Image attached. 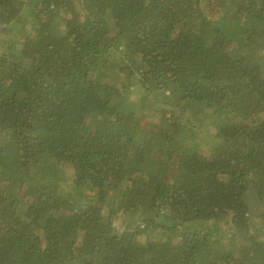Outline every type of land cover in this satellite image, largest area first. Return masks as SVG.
Here are the masks:
<instances>
[{
    "label": "trees",
    "instance_id": "trees-1",
    "mask_svg": "<svg viewBox=\"0 0 264 264\" xmlns=\"http://www.w3.org/2000/svg\"><path fill=\"white\" fill-rule=\"evenodd\" d=\"M0 264H264V0H0Z\"/></svg>",
    "mask_w": 264,
    "mask_h": 264
},
{
    "label": "rangeland",
    "instance_id": "rangeland-1",
    "mask_svg": "<svg viewBox=\"0 0 264 264\" xmlns=\"http://www.w3.org/2000/svg\"><path fill=\"white\" fill-rule=\"evenodd\" d=\"M26 16V14L24 15ZM26 22V20H25ZM168 117H166L165 119H167ZM197 141V140H196ZM201 143V145L203 146L202 148L205 150L204 154H208L210 147H213L212 145H210L209 143H207V141H198Z\"/></svg>",
    "mask_w": 264,
    "mask_h": 264
}]
</instances>
